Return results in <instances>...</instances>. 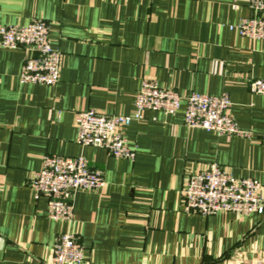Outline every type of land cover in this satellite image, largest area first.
Masks as SVG:
<instances>
[{"label": "crops", "instance_id": "0c3cea01", "mask_svg": "<svg viewBox=\"0 0 264 264\" xmlns=\"http://www.w3.org/2000/svg\"><path fill=\"white\" fill-rule=\"evenodd\" d=\"M0 0V24L49 26L61 52L57 84L23 83L24 48L0 45V264H48L57 236L79 235L78 264H240L264 258V215L184 210L187 179L211 163L254 178L264 196V38L230 30L255 16L248 0ZM144 79L192 92H227L249 138L184 124L148 110L122 129L134 160L77 141L76 113L130 114ZM46 155L83 156L106 181L73 194L71 221L48 216L33 173Z\"/></svg>", "mask_w": 264, "mask_h": 264}, {"label": "built area", "instance_id": "2783aa9c", "mask_svg": "<svg viewBox=\"0 0 264 264\" xmlns=\"http://www.w3.org/2000/svg\"><path fill=\"white\" fill-rule=\"evenodd\" d=\"M255 16L242 18L230 30L258 40L264 38V0H248ZM238 7L232 0V8ZM0 45L4 48H24L28 53L20 73L23 83L53 86L60 79L61 52L52 47L48 23L36 18L26 25L0 24ZM253 94L264 95V80L250 83ZM185 105L184 124L218 134L239 135L246 138L255 133L242 130L231 113L232 101L227 92L220 95L192 92L181 95L172 87H162L155 80L144 79L137 91L134 109L130 114H106L95 109L79 111L75 116L77 141L84 146L105 148L115 157L134 160L136 151L129 146L122 129L132 121L145 119L148 110L175 114ZM264 147V133L258 134ZM101 171L90 167L83 156L46 155L42 167L35 171L30 186L35 198H48V216L55 220L71 221L74 216L73 194L77 190H96L104 187ZM184 210L202 216L237 212L241 215H264V196L261 183L254 178H234L218 163L191 174L183 190ZM84 246L78 234L60 233L53 246L48 264H78L84 260ZM240 264H264V258L243 260Z\"/></svg>", "mask_w": 264, "mask_h": 264}]
</instances>
